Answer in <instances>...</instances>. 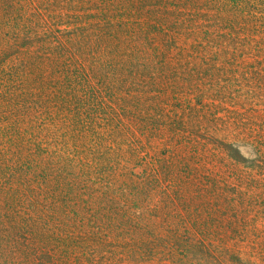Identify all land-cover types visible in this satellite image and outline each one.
I'll list each match as a JSON object with an SVG mask.
<instances>
[{"label": "trees", "instance_id": "obj_1", "mask_svg": "<svg viewBox=\"0 0 264 264\" xmlns=\"http://www.w3.org/2000/svg\"><path fill=\"white\" fill-rule=\"evenodd\" d=\"M208 1L16 0L22 20L8 47L23 63L1 69L16 92L7 88L11 114L0 109V264H177L190 246L206 256L214 227L227 239L253 237L235 196L255 182L264 187V0L243 28L231 5L248 0H224L231 19L215 36L202 7ZM112 64L128 67L102 72ZM27 85L34 92L22 100ZM37 96L40 105L21 110ZM36 112L124 138L109 140L102 158L136 160L132 171L109 176L108 195L120 203L110 213V205L98 209V222L116 225L107 245L94 248L93 236L80 241L72 231L85 223V177L94 171L83 162L84 136L70 135L77 144L62 149L60 134L57 147L43 148L33 133L21 147L17 122ZM168 130L175 143L165 153L146 149ZM147 205L152 230L138 235L141 248L115 244L134 219L129 209L141 218ZM224 211L231 215L222 218Z\"/></svg>", "mask_w": 264, "mask_h": 264}, {"label": "rangeland", "instance_id": "obj_2", "mask_svg": "<svg viewBox=\"0 0 264 264\" xmlns=\"http://www.w3.org/2000/svg\"><path fill=\"white\" fill-rule=\"evenodd\" d=\"M37 2V0H34ZM230 1V0H229ZM227 2V0H226ZM226 3L224 0H209L208 3L202 5V7L206 10H208V26H209V32L211 35L217 34L218 32L225 31L223 28L226 25H229V19H231V16H228V13L226 12ZM230 4V3H229ZM18 4H16V0H0V34L3 37H0V109L3 111H8L9 114V108L6 105L7 102V92L9 91L7 88L9 86H12L13 83L10 82L8 79L6 81L2 80L1 77V69L4 66H9L13 64H18L20 66L23 62L21 61V55L15 53V47L13 51H11L8 47L9 33H11L13 30V26L17 25L21 22L22 17L19 15L20 10L13 9L12 7ZM19 7V6H18ZM234 8V9H232ZM236 8V9H235ZM261 8V0H256V3H254L252 0H248V3L245 4V2L242 3L240 7H235L231 5V9L233 10L231 12V15L233 17V20H236V25L243 28V25H246L248 27L250 25V18L253 15V11H259L258 9ZM20 9V7H19ZM205 10V11H206ZM16 20L19 22L17 23ZM75 23H77L78 19H74ZM218 22H222L221 27L216 26ZM243 30V29H240ZM236 30V31H240ZM217 33H214V32ZM209 33V36H211ZM241 33V32H240ZM243 34V33H242ZM215 36V35H214ZM182 40L185 41V38L182 37ZM13 53V54H12ZM128 66H115L114 64L108 65L102 69L103 73H106L110 71L111 68H114L115 71L122 72L125 70ZM136 67L130 66L128 68L126 76L130 74V71L135 70ZM110 73V72H109ZM107 74V73H106ZM198 82V78L195 81V84ZM15 85V84H14ZM16 86V85H15ZM203 86H205V82L203 83ZM13 87V86H12ZM199 86L197 84L195 85V88L197 89ZM248 88L247 85L245 87ZM14 91L16 92L15 87H13ZM34 92V89L30 87V85H27L26 94L24 93L23 98H32V95L30 94ZM34 98V97H33ZM36 101L32 102L31 100H27V102L24 103L25 108H22L21 110H29L33 106L37 107L40 105V98L37 96L35 98ZM31 113L29 115H26V118L23 120L20 119L19 124H23V129L21 132L24 134L23 139L20 141L19 145L22 147V144L26 141H31L34 139L30 137L31 134L36 133L38 137L39 144H41L44 148L45 142L46 147L53 148V146L57 147V144L60 143V146L58 148H68L67 144H70L71 146H75L77 144V141L73 139L70 135L73 136H84L81 143H80V149L85 150L87 155H84L83 162L86 163V167L89 169H93V176L91 177H85V183L88 184V188L90 192H87L84 196L85 200L82 202L83 204L87 205L85 208V223L83 218V223L79 221L78 226L74 227L76 229H72L74 232V235L77 237L78 240L86 239L87 237L93 236V239L89 241V244L94 246V248H97L99 246V242L103 243L99 247H103L107 245V240H110L113 234V229H111L112 226H103L101 222H98L97 218L99 216L100 209L103 213L105 212L104 208H106L107 205H110L109 213L111 212V208H115L118 206L120 202H116L115 196L108 195L109 187L107 185V182L109 180V176L112 173L113 169H115L116 173L119 172H128L133 170L134 162L136 160L132 159L131 162H129V159L127 161L124 160L123 156H120L117 158V160L114 162V155H109L107 159H103V156H108L106 153L105 145L109 144V140H116V142H123L124 138H119L118 136L112 135L109 132H106L104 129H99V127H96L95 132H89L88 134L83 131V129L76 127L74 123L71 125V121L65 119V117L56 118L54 115H48V114H37ZM155 113V112H151ZM7 114L5 117L9 116ZM19 116V115H17ZM16 116V117H17ZM163 118V117H162ZM167 118V117H166ZM73 119V118H72ZM148 122H151L150 119H148ZM48 130V133L45 135L44 132ZM170 130L165 131H158L156 132V138L153 139V142H147L146 149L151 150L153 146H155L156 149H160V153H165L170 146H172L175 141L173 137H170ZM84 132V133H83ZM61 135L57 138V142L55 143L53 138L57 135ZM173 139V140H172ZM172 142H171V141ZM2 142V141H0ZM98 144V145H97ZM12 149V146L7 141V144L4 148V151L8 154L10 152L8 149ZM91 149V151L89 150ZM13 150V149H12ZM152 154H155L151 151ZM6 154L4 157L5 160L9 159L8 164H11V159L13 156H9ZM0 157H2L0 155ZM3 159V161H4ZM49 161H55V155L48 159ZM217 160L225 162L226 160H223L221 158H216L214 161ZM106 162V163H105ZM5 164V162H4ZM229 164L228 161L225 162V166L223 168H226V165ZM12 166V164H11ZM135 170L140 171L141 169L139 167H136ZM8 172V170H7ZM10 174V173H8ZM12 175L9 177V179H12ZM104 185V186H103ZM262 182H255L252 183V185H249V190L242 189L241 192L238 195L235 196L236 200H239L238 202L241 203L243 200L244 203H241V205L244 206L243 215L244 220H246V225L248 228L254 229L253 230V237H247L244 240H233L232 237L230 239H227L223 237V230L217 231L214 227L213 229V235L211 236L210 247H209V253L210 255H202L198 248L195 246H190L189 249L192 250V253H189L187 257H183V255L180 253L177 255V264H264V187H262ZM117 197V196H116ZM130 200H136L133 193H129V196L126 197ZM131 204H133V202ZM124 202V201H123ZM96 204L97 207H96ZM113 208V209H114ZM136 208H131L129 211H131L134 214V219L132 220L131 224L129 225L127 232L124 234L121 232L122 235H117L114 237L115 244H119L123 246L124 248H130L133 252L138 251L141 246L137 241V237L140 233L146 232V229L148 232L152 230V224H149L147 222L148 213L150 212L149 205H147V209H144L143 217L138 218ZM136 211V213H135ZM82 215V212H81ZM84 215V212H83ZM114 215V213H113ZM222 218L229 217L231 213L229 211L222 212ZM110 217V216H109ZM225 223V222H223ZM224 228V227H222ZM108 236V237H107ZM106 238V239H105ZM103 239H105L103 241ZM109 244V243H108ZM80 246H83L80 244ZM98 247V248H99ZM238 247L242 249H238ZM114 248V247H113ZM116 250H118L116 248ZM84 251V247L81 248V252ZM108 255L111 256V253L108 252ZM241 258V259H240ZM160 260L159 262H161ZM158 262V261H157ZM95 263H97L95 261Z\"/></svg>", "mask_w": 264, "mask_h": 264}]
</instances>
